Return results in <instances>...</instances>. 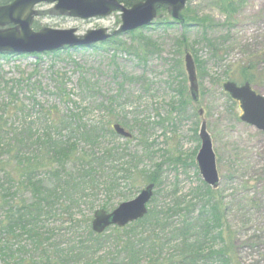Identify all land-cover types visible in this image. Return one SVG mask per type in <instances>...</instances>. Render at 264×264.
Returning a JSON list of instances; mask_svg holds the SVG:
<instances>
[{
	"label": "rangeland",
	"instance_id": "rangeland-1",
	"mask_svg": "<svg viewBox=\"0 0 264 264\" xmlns=\"http://www.w3.org/2000/svg\"><path fill=\"white\" fill-rule=\"evenodd\" d=\"M213 2L188 0L183 12L190 8L192 17H209L204 26L193 22L183 29L166 8L157 12L155 24L148 29L114 37V42L96 49L38 57L0 56V118L7 130L21 133L31 125L34 141L48 134L62 139L74 129L62 121L76 117L79 126L96 128L100 135L95 145L84 140L77 144L75 156L59 169L62 183L50 171L40 173L45 174L47 189L59 188L49 189L51 197L41 212L38 227L44 243L37 249L30 236L19 234L13 244L20 254L14 260L22 264H85L100 258L115 264H264V134L241 121L240 104L223 88L227 82L243 85L242 69L246 68L254 80L252 89L264 97V0H243L232 14L222 13ZM34 11L35 32L77 29L84 36L98 29L114 33L122 25L120 12L79 20L61 16L52 4H39ZM168 22L171 28L157 26ZM187 53L196 64L198 103L190 95ZM203 121L212 138L221 180L218 189H210L223 201L231 236L225 234L220 240L213 235L204 257L196 261L187 259L181 237L167 232L153 236L155 229L147 222L124 229L110 227L96 241L92 231L95 213H112L135 200L150 184L148 175L155 173L159 183L149 212L180 202L183 210L193 208L189 219L196 222L209 202L203 197L207 185L196 164ZM115 125L132 137L117 135ZM64 127L67 131L58 134ZM28 150L26 158H51L47 149L37 145ZM14 156H3L0 161L3 232L9 207L34 200ZM46 172L51 174L49 179ZM68 176L76 189L64 183ZM184 218L175 215L171 222L178 225ZM7 237L1 233L3 241ZM190 238L192 244L198 239L194 234Z\"/></svg>",
	"mask_w": 264,
	"mask_h": 264
},
{
	"label": "water",
	"instance_id": "water-1",
	"mask_svg": "<svg viewBox=\"0 0 264 264\" xmlns=\"http://www.w3.org/2000/svg\"><path fill=\"white\" fill-rule=\"evenodd\" d=\"M188 0H146L131 8L125 7L119 0H15L8 6L0 7V28L12 25L13 28L0 29V54L12 56L52 54L66 49L92 48L105 43L113 35L127 34L142 28L150 27L157 18V7L166 6L171 17L178 21L185 10ZM52 4L61 16L72 19L91 20L106 18L115 12L121 13L122 26L113 34L107 29L88 31L84 36L78 35L77 29L56 30L45 29L35 32L32 29L35 6ZM186 72L190 84V95L195 103L200 100L199 83L196 64L187 53L185 57ZM224 91L239 102L243 115L241 121L264 134V97L258 95L250 83L241 86L234 82L224 84ZM200 115L203 111H199ZM117 135L131 138L121 126L113 127ZM199 137L201 148L196 164L204 182L213 190L220 186L217 170V157L213 142L202 122ZM155 184H149L133 201L121 204L112 213L105 210L97 211L92 222V231L102 235L110 227L124 229L128 225L143 220L149 212L148 205L154 197Z\"/></svg>",
	"mask_w": 264,
	"mask_h": 264
},
{
	"label": "trees",
	"instance_id": "trees-1",
	"mask_svg": "<svg viewBox=\"0 0 264 264\" xmlns=\"http://www.w3.org/2000/svg\"><path fill=\"white\" fill-rule=\"evenodd\" d=\"M13 1L15 0H0V6L11 4ZM119 1L125 7L131 8L133 5L139 2H144L146 0ZM213 3L218 6L219 10L222 13L232 14L235 13L238 8H240L243 0H214ZM158 11L161 13L163 11H166V8L164 6H161L158 8ZM209 20V17L203 19L192 17L191 9L188 8L186 12L181 15L179 24L183 29H188L191 27V25L194 24L193 22H199V25L204 26L205 23H207ZM158 25L165 26L166 28H171L173 26V24L169 22L162 24L158 23L157 26ZM145 29L148 28H143L132 32L131 35L142 32V30ZM182 40H185V38L183 37ZM110 41L114 42V40ZM94 48L96 49V47ZM38 56L39 55H36V57ZM4 57L8 56L4 55ZM242 76L244 77L245 82H248L250 84L254 83V80L251 77L252 75L249 71H247L246 68L242 69ZM71 119H73L76 123L74 121L71 122ZM2 122L3 124L0 125V161H3V156L12 155L15 153L14 160L18 162L17 166H20L22 173L24 174V179L29 186L28 188L33 191L34 195V200H32L31 204L12 206L7 210L6 225L3 229L5 232V236L8 237L5 238L4 241L1 238V233L4 232L0 231V260H2L3 264H22L21 261L17 262L16 260H14V256L20 253L17 252L18 250L14 249L13 241L18 238L19 234H21L20 237H22L23 235H27L30 236L34 241L32 242V246L35 245L36 248L37 246L42 247L44 241L42 240V235H40L39 233L40 228L38 227L40 219L43 217L41 212L44 209L43 207H46V205L44 204L46 202V199L51 197V193L48 192H50V190L52 191V189L59 190L58 186H55L53 188L49 187L50 190L47 189L45 184V174L41 175L40 173L43 170L50 171L51 174L58 178V182H61L60 176H62L63 174L59 169L62 170L64 165L68 164L71 158L75 156L74 154H76L77 152V144H80V142L84 140L87 143L92 142L91 144L95 145V143L99 141L100 135L97 133L98 129L96 128L88 129L86 125L79 126L77 124L78 122L76 120V117L66 118L62 121L68 127L70 126V128L68 129H71V127L74 128L67 138L65 136H62V139H53L51 138V134H48L47 136L41 135V137H37L38 139H36L35 141V134L31 125L27 127L26 131L19 133L16 129L7 130L5 128L6 122L3 120V118H0V123ZM53 125L54 124H52V126ZM62 131H67V129L65 127L62 128L61 131H58V134H60ZM10 135H12V137L9 138ZM7 137L9 139H6ZM32 145L34 147H36L37 145V147L39 148L47 149L46 152L51 155V158H47L44 161H39V157L26 158V152L29 151L28 149ZM110 154L111 152L108 151L107 155L109 156ZM52 165H55L56 167L53 169ZM0 167H2L1 162ZM56 170L58 171L56 172ZM51 174H49V172H46V175H48V179L51 177ZM87 175H89V173ZM70 177L71 176H68V178L66 177L68 181L64 183H67L68 187L72 186L73 189H76V186L73 184V182H71ZM40 178L44 180H40ZM147 181L148 183L158 184V174L155 173L148 175ZM1 185L2 184L0 183V189ZM204 193V195L206 196L203 197L207 199V202H209L204 205V207L202 208V212L198 214V218L194 223H190L193 221L191 218L189 219L193 208H187L186 210H183V208H181V203L177 201L179 203H176L170 208L167 207L161 209L160 212H149L147 217H145L141 221L136 222L135 224L141 225L145 222L151 223L152 227L155 229L152 232L153 236L154 234H157V236H159L161 235V233L163 234L167 232L170 235L174 236V238L181 237L183 239L182 246H184L185 250L187 251V259L196 261L200 257H204L203 254H205L206 252L205 247L211 242L210 240L213 235H216L220 240H223L225 234H227L229 237L231 236L230 229L227 228L225 206L223 204V201H221L217 196H213L214 193L208 186H204ZM183 211H187L186 215L184 216H182ZM151 215L152 217L150 218ZM175 215H180L182 218H185L178 225H173L171 221ZM173 227L175 228L173 229ZM116 231L119 230L116 229ZM192 234L197 235L198 238L196 239L194 244H192V239L190 238L192 237ZM100 238L101 236H97L96 241H101ZM166 243H168V240L166 241ZM190 244L192 245L190 246ZM208 250L210 249L208 248L207 251ZM131 253L132 256L136 255L133 250H131ZM55 264H76V261H69L66 263L56 262ZM85 264H115V261L106 263L100 258L97 261H95L94 259L89 260V262L85 261Z\"/></svg>",
	"mask_w": 264,
	"mask_h": 264
},
{
	"label": "flooded vegetation",
	"instance_id": "flooded-vegetation-1",
	"mask_svg": "<svg viewBox=\"0 0 264 264\" xmlns=\"http://www.w3.org/2000/svg\"><path fill=\"white\" fill-rule=\"evenodd\" d=\"M4 28V27H3ZM3 28H1V30H5V29H3Z\"/></svg>",
	"mask_w": 264,
	"mask_h": 264
}]
</instances>
